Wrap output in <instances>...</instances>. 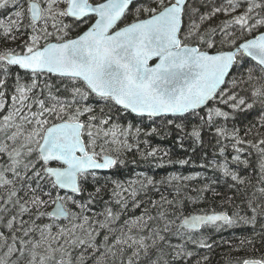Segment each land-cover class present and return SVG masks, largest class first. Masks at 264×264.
Returning a JSON list of instances; mask_svg holds the SVG:
<instances>
[{
  "label": "snow or ice",
  "instance_id": "obj_1",
  "mask_svg": "<svg viewBox=\"0 0 264 264\" xmlns=\"http://www.w3.org/2000/svg\"><path fill=\"white\" fill-rule=\"evenodd\" d=\"M158 119L209 134L214 179L117 178L164 167ZM242 225L230 264H264V0H0V264H188Z\"/></svg>",
  "mask_w": 264,
  "mask_h": 264
},
{
  "label": "trees",
  "instance_id": "obj_2",
  "mask_svg": "<svg viewBox=\"0 0 264 264\" xmlns=\"http://www.w3.org/2000/svg\"><path fill=\"white\" fill-rule=\"evenodd\" d=\"M122 122H123V118ZM127 121L134 124H139L142 127H147L148 124H152L151 121H141V118L130 114L127 116ZM159 125L158 134L151 137H142L143 139H148L151 146H159L161 149L167 150L169 152L168 157L164 158V167H159L160 161L149 159L148 161H143L140 159L139 155H136V163H129L127 170L117 175V178L123 180L126 178H135L136 174L143 173L146 176L154 177L159 180L165 176L172 174H181L184 176L196 175L200 173V178L197 180L187 182L189 188L201 187L204 183L208 182L205 180L207 177L209 180L214 179V173L212 169L201 167V165L207 164L213 158L214 149L209 146L208 140L210 139L209 134L204 135V145L196 146L191 140H184L183 147H181L179 133L173 131L170 127L164 125L162 120H157L152 126ZM143 147V146H142ZM195 148V151L193 149ZM171 159L173 163L168 164L167 161ZM188 160L185 165H180L177 163L179 160ZM132 157L129 156V161ZM161 192L168 196L169 199L172 198L173 191L170 186H160ZM217 190L221 193V196L227 194L232 195V192L227 190L223 183L217 185ZM191 194V193H190ZM148 196L152 199H159V194L154 191H149ZM107 199V197H105ZM221 198L214 197L211 193L206 194V199L203 203L192 205L188 204L186 207L185 214H192L201 212L202 209L216 207L220 210ZM227 207V206H225ZM97 210H102V206L98 205ZM142 211L141 209L128 211V215L136 214L138 215ZM261 221L258 219L255 231H260ZM205 235L210 237L208 242L213 246L211 249L207 248H197L195 245H188L189 250L194 251L196 254L188 261V264H196L200 261V264H230V262L239 256L247 254L246 252H238L236 248L239 246L240 239L244 237H252L254 235L253 228L251 226L242 225L231 228H223L219 231H214L208 229ZM257 246H259V240L257 238ZM204 256L208 257L207 261L202 258Z\"/></svg>",
  "mask_w": 264,
  "mask_h": 264
},
{
  "label": "water",
  "instance_id": "obj_3",
  "mask_svg": "<svg viewBox=\"0 0 264 264\" xmlns=\"http://www.w3.org/2000/svg\"><path fill=\"white\" fill-rule=\"evenodd\" d=\"M200 212H198V213H192V214H199Z\"/></svg>",
  "mask_w": 264,
  "mask_h": 264
}]
</instances>
